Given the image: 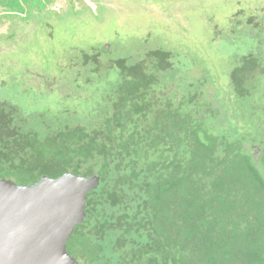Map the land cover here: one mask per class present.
Listing matches in <instances>:
<instances>
[{
    "label": "trees",
    "instance_id": "obj_1",
    "mask_svg": "<svg viewBox=\"0 0 264 264\" xmlns=\"http://www.w3.org/2000/svg\"><path fill=\"white\" fill-rule=\"evenodd\" d=\"M232 24L252 47L223 104L159 47L88 53L58 110L0 103V178H100L67 243L79 264H264V23Z\"/></svg>",
    "mask_w": 264,
    "mask_h": 264
},
{
    "label": "rangeland",
    "instance_id": "obj_2",
    "mask_svg": "<svg viewBox=\"0 0 264 264\" xmlns=\"http://www.w3.org/2000/svg\"><path fill=\"white\" fill-rule=\"evenodd\" d=\"M83 1L92 4L91 0ZM95 2L99 4L96 10L91 7V11H59L30 18L35 24H29L30 19L24 22L27 25L22 34L18 27L8 39L0 40V103L10 102L29 115L58 110L60 100L72 104L82 92L65 82L57 87L48 84L50 91L45 87L54 77L73 81L71 75L77 67L69 65V60L104 44L112 47L113 54H122L125 48L145 43L148 49L157 46L170 50L180 77L203 79L208 91L223 104L228 102L233 67L252 47L246 29H239L231 19L244 10L236 21L245 23L264 0Z\"/></svg>",
    "mask_w": 264,
    "mask_h": 264
},
{
    "label": "water",
    "instance_id": "obj_3",
    "mask_svg": "<svg viewBox=\"0 0 264 264\" xmlns=\"http://www.w3.org/2000/svg\"><path fill=\"white\" fill-rule=\"evenodd\" d=\"M99 185L73 173L32 185L0 178V264H79L67 243Z\"/></svg>",
    "mask_w": 264,
    "mask_h": 264
},
{
    "label": "flooded vegetation",
    "instance_id": "obj_4",
    "mask_svg": "<svg viewBox=\"0 0 264 264\" xmlns=\"http://www.w3.org/2000/svg\"><path fill=\"white\" fill-rule=\"evenodd\" d=\"M92 4L87 5L83 0H0V40H6L8 39L12 34H14L16 28L19 27V33L22 34L24 32V25H27L29 22L28 20L30 18L36 17V16H43V15H49V14H55L57 12L59 13H75V12H84L85 10L91 11V7L96 10L99 8V4L95 2V0H91ZM252 11L251 14L255 13L259 16V20L264 23V2H260L256 5ZM75 11V12H74ZM242 13L244 10L241 11ZM240 12V13H241ZM61 13V14H62ZM72 13V14H73ZM239 13V14H240ZM237 14L235 16V19H231L234 22L236 21ZM250 14V15H251ZM24 18V20L22 19ZM28 21V22H27ZM29 24H35L34 20L30 19ZM248 21V19H247ZM246 21V22H247ZM24 22H27L26 24H23ZM254 30H251L250 35L253 34ZM14 36V35H13ZM148 38V37H147ZM147 40H145L146 42ZM143 46V47H142ZM151 48H158L157 46H153ZM149 48V49H151ZM161 48V47H159ZM124 53L119 54L118 52L113 54L112 52V47L109 44H104L102 48H96L91 49L89 52H81L79 55V58H72L69 60V65H76L79 64L81 65L83 62V57H85L88 53H93L103 57H109L112 56L114 58H130V57H139L141 58L142 56L145 55V53L148 51L147 46H145V43H138L134 44L132 48L124 49ZM99 53V54H98ZM139 54V55H137ZM73 55H78V54H73ZM73 57V56H72ZM142 59V58H141ZM66 63V62H65ZM65 63L63 66H65ZM66 68V67H65ZM78 69V68H76ZM74 73V71H73ZM62 74V73H61ZM65 75V74H64ZM66 76V75H65ZM41 78V77H40ZM71 79L73 81H69V77H65V80L63 78V81H58L55 77L52 79V83L47 82V86H45L48 90L50 88V85H63V82H65L67 85H71L72 88L77 90L76 82H74V75H71ZM47 81V79H45ZM46 85V83H45ZM54 86V87H55ZM40 87V85L38 86ZM57 87V86H56ZM55 87V88H56ZM60 88V86H59ZM52 90V89H51ZM50 91V90H49ZM58 92V91H56ZM213 99H217V97L214 94Z\"/></svg>",
    "mask_w": 264,
    "mask_h": 264
}]
</instances>
